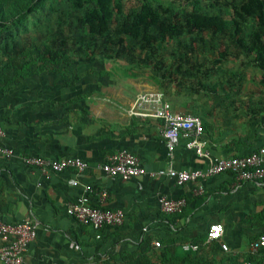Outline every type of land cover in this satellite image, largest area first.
I'll use <instances>...</instances> for the list:
<instances>
[{"label":"crops","instance_id":"crops-1","mask_svg":"<svg viewBox=\"0 0 264 264\" xmlns=\"http://www.w3.org/2000/svg\"><path fill=\"white\" fill-rule=\"evenodd\" d=\"M144 90L159 89L142 75H126L102 56L75 59L0 88L2 144L14 151L10 158L0 156V216L5 222L29 217L36 227L22 264H193L182 259L183 243L198 244L199 255L214 264L251 261L248 244L264 235V179L237 182L231 173H220L177 185L168 175H149L168 164L161 122L130 117L119 108ZM248 106L253 111L248 120L205 123L210 156H240L264 146V105L251 101ZM119 149L135 154L148 174L128 180L105 176L98 164ZM25 155L78 157L89 169L80 174L70 168L41 172L21 162ZM206 163L183 141L175 148L172 165L177 171L204 168ZM73 180L78 183L73 185ZM85 184L107 190L103 207L125 213L124 223L102 229L100 238L89 224L66 212ZM199 185L204 193L195 195ZM159 196L183 197L187 203L181 213L165 214ZM89 199L98 203L95 194ZM213 223L222 224L223 234L207 245ZM137 257L140 262L134 261Z\"/></svg>","mask_w":264,"mask_h":264},{"label":"rangeland","instance_id":"rangeland-1","mask_svg":"<svg viewBox=\"0 0 264 264\" xmlns=\"http://www.w3.org/2000/svg\"><path fill=\"white\" fill-rule=\"evenodd\" d=\"M120 2L125 11L138 9L140 5L139 0ZM238 2L240 0H159L152 4L170 7L179 21L193 7L222 13L230 21L232 6ZM82 12L72 8L68 0H44L25 20L0 33V46L7 44L13 48L12 56L22 60L38 59L45 45L64 48L71 58L102 56L128 76L139 74L147 78L167 96L171 106L198 116L203 127L205 123L212 126L229 118L248 120L253 113L248 106L251 101L264 105L261 71L237 47L232 27L223 34L206 30L185 33L143 50L139 40L126 39L127 48L113 45V30L118 20L116 11L108 33L95 38L87 36L77 25L76 18ZM253 28L254 22L248 20L241 35L248 36ZM116 49L124 55L115 57ZM126 55L140 56L139 59H146L148 63H131ZM218 58L223 61L215 63Z\"/></svg>","mask_w":264,"mask_h":264},{"label":"built area","instance_id":"built-area-1","mask_svg":"<svg viewBox=\"0 0 264 264\" xmlns=\"http://www.w3.org/2000/svg\"><path fill=\"white\" fill-rule=\"evenodd\" d=\"M128 116L139 118H155L161 122V136L163 138L167 168L158 172H150L151 176L168 175L175 179L177 185L187 182H197L220 173H231L237 182L259 181L264 179V146L259 147L248 154L231 157H212L206 150L207 140L204 137V127L201 119L191 113L174 111L171 103L160 90H144L135 94L132 102L125 106H119ZM4 132L0 127V156L10 158L14 151L2 144ZM184 142L187 150L193 151L198 158L207 161L204 168L177 171L173 168V154L180 142ZM21 162L39 169L41 172H60L65 169H73L77 174L89 169V164L78 157L42 158L32 155L21 156ZM97 168L108 177L128 180L133 177L148 174L139 158L127 149H119L109 154L106 160L98 164ZM76 185L77 180L72 181ZM204 193L203 186L199 185L194 194ZM97 196L96 204L90 202V195ZM108 197L107 190L95 189L90 184L83 185L80 196L67 204L66 212L76 221L89 224L96 232L95 237L100 238V231L108 227H119L125 221V213L121 209H107L103 207ZM186 199L167 198L159 196L158 204L161 212L165 214H179L186 206ZM223 234L220 223L210 224L206 234V242L219 240ZM36 238V227L33 221L27 217L17 222H5L0 216V263L22 264L27 246ZM156 247L160 246L155 241ZM221 249L227 250V246L220 244ZM184 251H195L198 244L183 243ZM250 256L257 261H248L246 264H264V235L253 239L248 244ZM102 264V263H99Z\"/></svg>","mask_w":264,"mask_h":264},{"label":"trees","instance_id":"trees-1","mask_svg":"<svg viewBox=\"0 0 264 264\" xmlns=\"http://www.w3.org/2000/svg\"><path fill=\"white\" fill-rule=\"evenodd\" d=\"M43 1L0 0V33L21 23ZM68 1L72 8L83 10L82 15L76 18L77 25L91 38L102 37L108 33L114 11H116L118 20L113 30L112 40L115 47L127 48L126 39L130 42L139 40L141 49L146 50L154 43L179 37L185 33H199L206 30L211 34H223L232 27L237 47L250 58L252 65L261 71L260 83L264 85V0H240L232 6L230 21L222 13L202 11L198 7H193L186 12L179 21L170 7L152 4L159 0H139V8L128 11L123 9L120 0ZM248 20L254 22V28L248 36L244 37L241 33ZM78 45H81V41ZM12 49L7 44L0 46V88L5 89L25 77L49 68L58 69L62 64L69 65L75 59L83 57L71 58L64 48L45 45L40 49L38 59L22 60L12 56ZM115 55L120 57L124 55V52L116 49ZM125 57L131 63H148L146 59H139L140 56L136 58L126 55ZM221 61L223 58H218L215 63ZM210 244L212 242L207 245ZM199 254H202L200 248L195 251H185L182 259L193 260V264H214L213 259L206 260ZM254 259L255 257L251 256V261ZM134 261L140 262L139 257Z\"/></svg>","mask_w":264,"mask_h":264}]
</instances>
